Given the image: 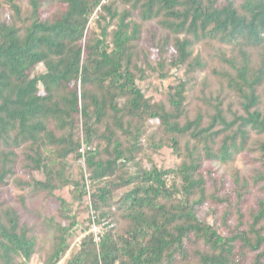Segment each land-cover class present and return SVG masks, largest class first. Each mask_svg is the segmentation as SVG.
Masks as SVG:
<instances>
[{"label":"trees","instance_id":"obj_1","mask_svg":"<svg viewBox=\"0 0 264 264\" xmlns=\"http://www.w3.org/2000/svg\"><path fill=\"white\" fill-rule=\"evenodd\" d=\"M86 196L64 264H264V0H0V264H58Z\"/></svg>","mask_w":264,"mask_h":264},{"label":"rangeland","instance_id":"obj_2","mask_svg":"<svg viewBox=\"0 0 264 264\" xmlns=\"http://www.w3.org/2000/svg\"><path fill=\"white\" fill-rule=\"evenodd\" d=\"M4 8L5 11H7L9 9L8 5H6L4 3ZM95 18H96V14H93L92 18H91V22L89 23V25L91 27L95 26ZM145 38L147 37V34H144ZM152 84H158V83H151V85L149 84L148 86V90H145L147 94H151L152 92ZM143 86H147V84H144ZM151 89V90H150ZM253 143L258 140V138L253 137L251 138ZM153 159L155 160V162L159 165V166H163V167H171L173 165H176L179 162V159L176 157V155L174 153H172V150L169 148H164L159 154H153ZM232 166L234 167H238L240 168L241 172L243 174H249V172L252 170V163H247V161L241 157V155H238L236 157V160L234 161V163L232 164ZM231 166V167H232ZM231 167L227 166V165H218V169L217 171L219 173H225L227 174V176H229L230 171H231ZM72 171L73 172H77V168L75 166H71ZM59 194L64 196L67 200H71V194L69 193V191L65 188L63 191H59ZM89 201V196L85 197L84 199V204H82V206H80V210H78V205L77 203L75 204L76 209L78 210V226L76 229H74V233H72L70 241L71 243V249L70 251L67 253V255L58 263V264H64L66 259L70 256V253L74 252L75 250L78 249L79 247V243L81 242L82 238L90 231V229H88V227H84V226H88V217H89V213H88V209L87 208V203ZM32 264H43V261L41 259V257L39 256H35L33 257L32 260Z\"/></svg>","mask_w":264,"mask_h":264},{"label":"built area","instance_id":"obj_3","mask_svg":"<svg viewBox=\"0 0 264 264\" xmlns=\"http://www.w3.org/2000/svg\"><path fill=\"white\" fill-rule=\"evenodd\" d=\"M103 223H97L95 221L92 222L90 226V231H92L95 235V240L98 242L100 240V236L103 233L102 228Z\"/></svg>","mask_w":264,"mask_h":264}]
</instances>
